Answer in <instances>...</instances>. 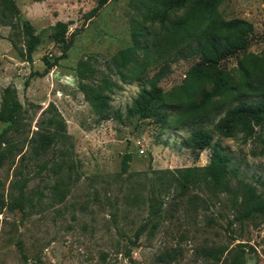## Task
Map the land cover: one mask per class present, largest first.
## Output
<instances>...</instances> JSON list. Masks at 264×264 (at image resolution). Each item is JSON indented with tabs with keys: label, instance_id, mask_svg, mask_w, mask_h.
<instances>
[{
	"label": "rangeland",
	"instance_id": "1",
	"mask_svg": "<svg viewBox=\"0 0 264 264\" xmlns=\"http://www.w3.org/2000/svg\"><path fill=\"white\" fill-rule=\"evenodd\" d=\"M18 14L10 25H0V94L7 85L16 90L17 100L23 109V131L13 137L22 153L28 156L26 141L36 131L37 123L48 104H52L65 123L73 160V177L77 180L66 188L61 202L52 198L44 188V156L24 161L18 166V157L6 161L0 168V264H211L198 253L201 247H219L224 250L217 264H230L232 249L241 245L244 264L254 258L255 264H264V219L259 216L237 219L231 205V195L211 192L203 182L188 185L181 191L175 181L179 171L207 165L211 145H217L228 159V167L235 171L229 179L236 196L241 184H247L264 198V125L254 127L251 136L242 141L239 136L221 138L212 134L208 148L192 149L186 142L196 126L209 131L205 121L197 124L190 114L168 115L164 126L153 120L137 116L126 118L125 110L139 89H148L146 81L154 72L163 73L156 84L157 104L165 107L183 105L174 100V93L184 79L186 71L196 59L184 55L174 57L170 51L150 54L153 62H146L143 51H137V65L130 64L123 72V80L115 70L106 69L104 61L132 46V21L143 22L131 8L130 0H106L87 19L88 13L99 0H45L34 5L32 0H11ZM178 12L170 17L175 21ZM214 18H238L250 22L253 36L245 51L221 61L218 65L201 67L204 80L217 79L228 74L232 83L240 73L238 62L249 72L251 81H259L264 71V0H226ZM28 21L37 38L31 62L23 61L26 41L21 22ZM67 23L65 41L71 39L64 59L44 70L42 60L53 62L60 54L59 45L50 35L56 22ZM150 48L151 37L158 25L147 23ZM202 23L197 30L198 40L209 34ZM139 39V38H138ZM178 49L184 53L193 45L186 39ZM139 45L145 42L141 38ZM149 41V42H148ZM91 58L96 73L93 81L111 83L103 93L108 110L95 115L77 88L73 69L80 59ZM256 60V69L251 68ZM131 76H137L132 81ZM193 103L208 91L206 82L199 85ZM233 97H217L205 109L204 119L213 122L230 107ZM257 100L255 95L244 98ZM117 113L121 117L117 118ZM193 120V121H192ZM5 124L0 122V131ZM129 155L127 170L120 174V161ZM42 165V166H41ZM20 170L21 178L14 172ZM159 177L160 181H158ZM26 179L24 197L18 196L14 183ZM162 184L160 186L159 184ZM158 186H160L158 188ZM162 202V220L152 237L141 234L136 247H130L137 227L146 222L143 204L132 205L127 197L138 193L141 197L155 193ZM20 202V208L14 206ZM115 215V224L111 215ZM148 226H146L147 228ZM129 252L130 260L125 257ZM103 255L102 260L100 255Z\"/></svg>",
	"mask_w": 264,
	"mask_h": 264
},
{
	"label": "trees",
	"instance_id": "2",
	"mask_svg": "<svg viewBox=\"0 0 264 264\" xmlns=\"http://www.w3.org/2000/svg\"><path fill=\"white\" fill-rule=\"evenodd\" d=\"M45 0H32L33 3H40ZM106 0H99L97 6L92 9L88 15L89 19L98 8H100ZM226 0H130L131 8L136 11L137 15L142 18L143 22L132 21V46L128 49L116 53L109 60L104 61L106 69L113 68L115 74L123 80L124 71L127 72L130 64L137 65L135 58L137 51H143L146 62H153L151 55L159 52L170 51L174 57L188 56L195 58L196 61L186 71L184 79L174 93V100L181 101L183 105L175 107H165L158 102V90L156 84L162 78L163 73L154 72L147 82L148 89H139L135 98L131 100L129 106L126 107L125 117L131 118L137 116L140 119L153 120L164 126L167 122L168 115L161 110H173L175 115L190 114L202 124L204 121L211 125L210 130L205 131L200 127L191 130L187 144L192 149L203 150L209 147L212 134H216L221 138H233L239 136L242 141L247 140L254 127L264 125V75L259 72V81H251L249 72L245 70L241 63L238 62V72L240 73L236 83H232L228 74H220L217 79L204 80L201 76V67L208 65H218L230 57H235L239 52L245 51L249 40L253 36V28L250 22L238 18L220 19L214 18L217 8ZM180 12L182 15L179 19L171 21L170 17ZM18 14V10L11 0H0V25H10L11 20ZM143 23H147L151 28L158 25L157 33L151 37L150 48L147 45L149 36L148 27ZM205 23L209 29V34L198 40L197 30L199 26ZM22 33L26 38L24 51L22 52L23 61L31 62V54L37 46V38L34 30L28 21L21 22ZM67 23L56 22L52 26L50 39L54 44L59 45L60 54L53 62L43 59L44 70L50 69L58 60L64 59L66 51L70 47L71 39L66 42L65 35L67 33ZM143 39L145 44L139 45V39ZM186 39H190L192 46L184 53L178 51L180 47L185 46ZM149 42V41H148ZM91 58L80 59L73 69V76L77 79L78 91L82 94L84 101L89 105L91 111L95 115H101L108 110L106 103L107 98L104 92L111 85L106 79L101 80L100 84L93 81L96 71L93 69ZM251 68L256 69V60L254 59ZM132 81L137 80V76H131ZM206 82L209 86L208 91L202 93L193 103L194 94L198 92L199 85ZM255 95L257 100L247 102L244 100L246 96ZM233 97L229 103L232 104L222 112V116L213 122L212 117L204 119L203 113L207 106L211 104L213 99L217 97ZM44 116L37 123L36 131L26 141L29 147L28 156L22 153V148L18 147L13 137L20 135L24 129L23 109L17 100L16 90L12 85H7L1 90L0 94V122L5 127L0 131V168L13 157H18V166L23 167L25 160L39 159L44 156V182H49V186L44 188L48 190L52 198H56L57 202H61L66 194V188L77 180L73 177V160L66 147V141L69 136L66 134L65 123L52 104H48L46 109L40 113ZM121 117L117 113V118ZM192 120V121H193ZM24 132V131H23ZM264 156V147L260 153ZM129 155L124 154L120 161V174L127 170V162ZM229 159L222 153L217 145H211V153L206 166L190 167L179 171V177L175 179L181 191L188 188V185H197L200 182L211 192L225 193L231 195V205L235 209L236 218H250L259 216L264 219V198L257 194L255 189L247 184H241V194L236 196L235 190L229 186V179L235 177V171L228 167ZM41 165V166H42ZM16 177L21 178L20 170L14 172ZM160 181L159 177H157ZM26 179H18L14 183V188L18 191V196L23 198V188L26 185ZM162 186V184H159ZM158 186V188L160 187ZM1 187V182H0ZM156 190V187H154ZM150 193L144 197L138 195H129L127 200L132 205L140 203L146 209V223L137 227L132 235L133 240H128L130 247H136L141 234L146 230V236L152 237L155 230L159 227L162 220V202L160 195ZM20 202H15L14 206L20 208ZM115 224V215H111ZM146 226H148L146 228ZM224 250L219 247H201L197 249V253L207 262L217 264ZM125 257L133 263L129 252L125 253ZM103 259V255H100ZM230 264H244V251L241 245H236L232 249Z\"/></svg>",
	"mask_w": 264,
	"mask_h": 264
},
{
	"label": "water",
	"instance_id": "3",
	"mask_svg": "<svg viewBox=\"0 0 264 264\" xmlns=\"http://www.w3.org/2000/svg\"><path fill=\"white\" fill-rule=\"evenodd\" d=\"M245 264H255L254 258H249L246 260Z\"/></svg>",
	"mask_w": 264,
	"mask_h": 264
},
{
	"label": "crops",
	"instance_id": "4",
	"mask_svg": "<svg viewBox=\"0 0 264 264\" xmlns=\"http://www.w3.org/2000/svg\"><path fill=\"white\" fill-rule=\"evenodd\" d=\"M34 5H37V6H41V5H43L44 4V1L43 2H40V3H33Z\"/></svg>",
	"mask_w": 264,
	"mask_h": 264
}]
</instances>
